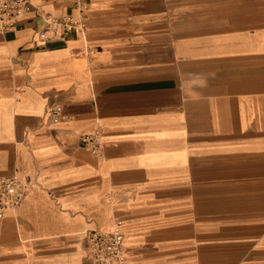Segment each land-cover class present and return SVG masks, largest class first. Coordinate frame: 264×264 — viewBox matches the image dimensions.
Returning <instances> with one entry per match:
<instances>
[{
    "label": "crops",
    "instance_id": "0c3cea01",
    "mask_svg": "<svg viewBox=\"0 0 264 264\" xmlns=\"http://www.w3.org/2000/svg\"><path fill=\"white\" fill-rule=\"evenodd\" d=\"M30 1L0 34V178L26 184L0 264H98L116 220L128 264H264V0Z\"/></svg>",
    "mask_w": 264,
    "mask_h": 264
},
{
    "label": "built area",
    "instance_id": "2783aa9c",
    "mask_svg": "<svg viewBox=\"0 0 264 264\" xmlns=\"http://www.w3.org/2000/svg\"><path fill=\"white\" fill-rule=\"evenodd\" d=\"M30 0H0V34L13 30L27 14L37 12ZM38 13V12H37ZM44 22V30L38 38L47 41L54 38L65 39L71 34L85 36L87 22L81 17L62 18L38 14ZM51 123L61 120V109L53 107ZM81 146L95 155L102 153L103 142L99 134L85 135ZM26 194V184L19 176L0 178V221L8 218L20 208ZM88 251L98 264H128L124 252L125 234L123 221L116 220L111 229H95L88 233Z\"/></svg>",
    "mask_w": 264,
    "mask_h": 264
}]
</instances>
